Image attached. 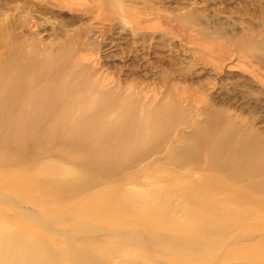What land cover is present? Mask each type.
Returning <instances> with one entry per match:
<instances>
[{"label":"bare ground","instance_id":"6f19581e","mask_svg":"<svg viewBox=\"0 0 264 264\" xmlns=\"http://www.w3.org/2000/svg\"><path fill=\"white\" fill-rule=\"evenodd\" d=\"M109 2L120 7L117 0ZM93 35L91 28L86 40ZM66 53L43 51L36 57L27 51L13 68L0 62V187L8 191H0V201L20 210L18 198L40 191L31 203L50 210L54 201L42 195L76 198L72 207L64 201L63 209L89 222L127 224L122 227L132 231L136 246L148 241L151 247L189 246L197 253L209 251L248 218H264V144L233 131L222 146L206 148L222 117L213 109L205 124L195 125L191 143L169 152L167 133L173 134L177 123L187 124L178 102L166 106L156 96L129 93L118 81L104 84L80 59L67 64ZM181 101L192 102L188 96ZM164 150L177 164L178 171L166 176L174 182L152 191L132 188L142 186L134 177H145L153 164L140 162ZM177 211L181 219L173 215ZM123 228L107 231L118 238ZM33 238L10 232L0 218V264H61ZM41 239L54 247L49 238ZM261 247L257 251L264 258ZM64 253V264H112L113 256L129 257L135 250L105 239L71 245Z\"/></svg>","mask_w":264,"mask_h":264},{"label":"rangeland","instance_id":"374dc122","mask_svg":"<svg viewBox=\"0 0 264 264\" xmlns=\"http://www.w3.org/2000/svg\"><path fill=\"white\" fill-rule=\"evenodd\" d=\"M117 2L118 8L109 0H0V62L10 68L23 62L27 51L36 57L43 51L67 52V64L80 59L104 84L118 81L129 93L156 96L166 106L175 100L187 124L177 123L175 132L167 133L169 152L191 143L195 125L205 124L213 109L223 115L212 135L215 140L206 148L222 146L233 131L264 144V0ZM91 28L95 35L86 40ZM184 96L192 102L181 101ZM156 155L140 162L139 166L147 161L153 164L143 173L145 177H134L142 186L132 188L152 191L174 182L166 176L178 171L177 164L166 150ZM139 166L124 169V174L138 171ZM34 193L38 197L41 192ZM24 196L17 199L20 210L31 214L34 221L3 201L0 218L17 236L34 234L35 243L52 249L61 264L66 263L64 252L71 245L105 239L135 250L129 257L113 256L112 264H264L257 251L264 244V218H248L220 239L213 235L218 240L211 249L197 253L189 246L178 251L158 244L151 247L148 241L143 247L136 246L130 240L132 231L122 227L127 224L106 225L75 217L63 209L64 201L70 199L62 196H41L54 201L50 210L31 203L35 196ZM77 200H70V206ZM173 215L181 219L182 213ZM113 228H123L120 237L107 231ZM43 236L54 247L40 244Z\"/></svg>","mask_w":264,"mask_h":264}]
</instances>
